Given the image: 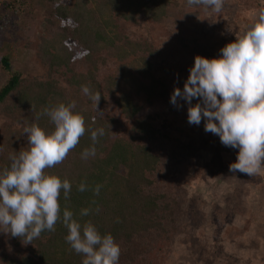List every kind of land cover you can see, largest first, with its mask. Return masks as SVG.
<instances>
[{"label": "trees", "instance_id": "obj_1", "mask_svg": "<svg viewBox=\"0 0 264 264\" xmlns=\"http://www.w3.org/2000/svg\"><path fill=\"white\" fill-rule=\"evenodd\" d=\"M26 1H0V46L32 47L44 72L24 73L0 58V171L10 167V156L28 149L26 127L54 130L46 108L78 97L83 108L75 102L74 111L85 119V135L62 163L45 169L72 185L69 200L61 191V209L68 206L81 224L91 221L102 235L111 234L121 248L119 264H167L180 223V180L197 179L213 166H195L202 146L181 125L187 102L178 98L174 105L171 96L183 90L197 55L220 57L233 35L213 24L210 34L193 35L182 24L184 11L205 7L187 0H41L48 29L30 40L27 27L35 20L33 12H22ZM232 1L241 10L260 6V0H225L223 9ZM83 85L101 94L97 108ZM99 128L105 134L96 155L82 159L93 144L91 131ZM218 142L213 156L236 152ZM232 158L224 164L228 170ZM81 182L102 185L99 195L78 191ZM83 208L92 212L81 217ZM55 228L29 244L0 231V264H82L62 222Z\"/></svg>", "mask_w": 264, "mask_h": 264}, {"label": "clouds", "instance_id": "obj_2", "mask_svg": "<svg viewBox=\"0 0 264 264\" xmlns=\"http://www.w3.org/2000/svg\"><path fill=\"white\" fill-rule=\"evenodd\" d=\"M225 0H187L189 6H204L214 12L223 10ZM222 55L208 59L197 55L183 90L176 88L171 102L178 98L188 104L189 124L204 119L205 131L220 137L227 147L239 149L237 160L229 170L255 176L264 171V9L248 30L224 46ZM82 93L98 107L99 92L83 85ZM193 98L201 102L192 105ZM75 101L46 108L54 130L46 132L33 123L26 127L28 149L10 156V167L0 171V231L22 238L29 244L44 231L54 232L57 222L68 230L66 242L84 257L82 264H119L120 245L111 234L102 235L91 222L81 224L68 206L61 209V191L67 201L72 185L68 179L47 174L45 169L62 163L85 135V119ZM105 130L91 131L93 142L81 158L96 155L95 144ZM102 185L89 188L81 182L78 191L99 195ZM95 204V200L92 201ZM96 213L100 212L97 205ZM91 208L80 210L88 216Z\"/></svg>", "mask_w": 264, "mask_h": 264}, {"label": "rangeland", "instance_id": "obj_3", "mask_svg": "<svg viewBox=\"0 0 264 264\" xmlns=\"http://www.w3.org/2000/svg\"><path fill=\"white\" fill-rule=\"evenodd\" d=\"M26 3L22 12L29 11L31 15L33 12L35 20L30 28L27 27L26 35L28 39L33 36L38 40L48 29L43 22L46 7L41 0H27ZM226 7L219 13L206 8L184 11L182 24L198 37L210 34V24H213L220 34L233 35L235 41L237 35L244 34L257 20L264 9V0H260L257 9L241 10L234 1ZM2 56L9 58L13 69L36 76L44 72L32 47L22 45L14 51L9 43L3 44L0 58ZM74 100L83 108L78 97L74 96ZM199 102L193 98L192 105ZM188 107L187 103L180 118L181 125L202 146L194 164L202 168L204 163L212 162L213 166L210 173L204 172L197 179L183 177L180 180L183 191L180 223L167 264H264V171L255 176L231 174L224 164L232 161V156L237 160L239 149L233 155L223 152L222 156H213L212 150L221 141L220 137L205 131L204 119L199 125L189 124Z\"/></svg>", "mask_w": 264, "mask_h": 264}, {"label": "built area", "instance_id": "obj_4", "mask_svg": "<svg viewBox=\"0 0 264 264\" xmlns=\"http://www.w3.org/2000/svg\"><path fill=\"white\" fill-rule=\"evenodd\" d=\"M0 1H6L11 6H14V5L18 4L19 2H21L22 0H0Z\"/></svg>", "mask_w": 264, "mask_h": 264}]
</instances>
